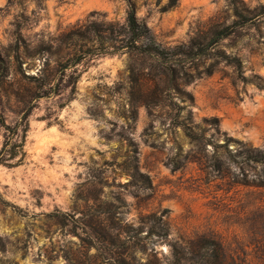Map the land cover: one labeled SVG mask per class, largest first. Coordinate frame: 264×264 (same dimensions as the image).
I'll use <instances>...</instances> for the list:
<instances>
[{
	"label": "rangeland",
	"instance_id": "rangeland-1",
	"mask_svg": "<svg viewBox=\"0 0 264 264\" xmlns=\"http://www.w3.org/2000/svg\"><path fill=\"white\" fill-rule=\"evenodd\" d=\"M132 1L165 48L236 19L228 0ZM244 1L261 15L218 45L228 58L169 76L130 53L63 70L92 44L90 24H125L127 0H0V121L31 112L27 158L0 167V264H172L173 245L191 258L205 239L223 244L227 264H264V166H245L260 187L234 184L239 164L213 146L264 151V0ZM178 110L193 111L205 153L172 125ZM5 135L0 123V149ZM216 152L231 173L213 169ZM152 214L167 239L150 234Z\"/></svg>",
	"mask_w": 264,
	"mask_h": 264
},
{
	"label": "trees",
	"instance_id": "trees-1",
	"mask_svg": "<svg viewBox=\"0 0 264 264\" xmlns=\"http://www.w3.org/2000/svg\"><path fill=\"white\" fill-rule=\"evenodd\" d=\"M127 1L129 7L125 24L119 25L105 22L90 24L86 27L88 34L86 33L82 37L86 38L92 44L86 49L81 48L76 51L67 60V63L63 65V70L76 67L89 56L130 53L142 55L147 58H154L169 71V76L171 74L178 76L187 66L190 68L195 62L201 61L204 58L207 59L211 55L228 58L223 51H217L216 48L218 45L255 23L261 15L260 12L248 7L244 0H228L229 7L236 17L232 24L213 29L204 43L196 44V42H192L189 45L165 48L156 41L149 26L138 18L133 1ZM73 84L76 85V80ZM183 111L178 110L176 115L173 116L172 125L176 128H181L190 142L196 145L200 152L205 153L208 150L207 141L210 140H207L204 131L199 130V125L194 123L193 111L189 110L185 115H183ZM30 115V110L26 111L21 120L14 126L7 125L3 120L0 121L6 131L5 141L0 149V167H16L21 165L27 158L26 142L30 130ZM204 121L214 126H218L220 123L218 118H205ZM231 141L233 140L228 138L223 145H218L213 141V146L216 150L218 148H226L231 162L239 164L244 180L243 183L235 181L234 184L260 187L257 183L250 185L248 182H245L247 177L245 166L251 165V167H254L257 164L264 166V151L252 146H244L243 150L235 155L229 148V142ZM217 152L213 155V169L220 173L225 169L227 173H231V165L221 161ZM150 217L155 222L154 228L150 230V234L156 233L159 239H167L169 231L160 225L163 223L164 215L157 216V214H152ZM156 223L159 225L160 230L155 228ZM87 236H89L88 233ZM82 241L84 242L83 247L85 249H91L95 246L92 239L88 241L82 239ZM173 247L175 259L172 264H227V253L223 249V244L214 239H205L201 245L202 253L199 255L193 254L191 258H186V256L185 258H180L176 245H173Z\"/></svg>",
	"mask_w": 264,
	"mask_h": 264
}]
</instances>
